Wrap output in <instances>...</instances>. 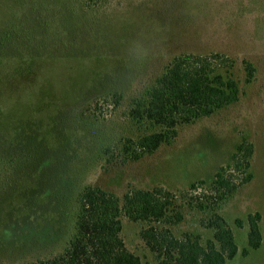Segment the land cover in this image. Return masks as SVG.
Wrapping results in <instances>:
<instances>
[{
	"label": "rangeland",
	"instance_id": "1",
	"mask_svg": "<svg viewBox=\"0 0 264 264\" xmlns=\"http://www.w3.org/2000/svg\"><path fill=\"white\" fill-rule=\"evenodd\" d=\"M87 1L0 0V264L61 253L84 187L119 198L161 187L180 197L227 166L243 141L253 146L252 178L218 206L238 250L225 264H264V0ZM137 40L143 48L134 50ZM182 53L232 58L238 101L181 127L170 146L123 163L131 99ZM245 61L254 67L249 83ZM177 202L183 220L173 232L209 238L199 225L208 214ZM255 213L261 244L249 249L247 217ZM122 222L127 248L155 264L140 226Z\"/></svg>",
	"mask_w": 264,
	"mask_h": 264
},
{
	"label": "trees",
	"instance_id": "2",
	"mask_svg": "<svg viewBox=\"0 0 264 264\" xmlns=\"http://www.w3.org/2000/svg\"><path fill=\"white\" fill-rule=\"evenodd\" d=\"M106 1L87 2L98 5ZM243 64L244 81L249 83L254 67L246 61ZM239 70L235 61L224 54L182 53L173 57L130 101L127 119L134 133L118 148L123 163L140 161L162 146H170L181 127L236 103L240 95ZM252 155V144L243 141L227 166L220 167L209 180L189 184L188 192L180 197L157 187L129 190L119 198L99 187L86 186L77 195L73 232L63 251L29 264H144L122 238L123 217L140 226L142 249L150 253L155 264H225L238 250L218 206L251 180ZM235 173L243 178L235 180ZM198 186L203 187L199 195ZM177 200L187 201L188 208L208 214L199 225L209 232V238L202 241L198 233L173 232L172 228L183 220ZM247 221L248 248L258 249L260 215H248ZM235 225L242 228L239 220H235ZM247 254V249L241 251L242 256Z\"/></svg>",
	"mask_w": 264,
	"mask_h": 264
},
{
	"label": "clouds",
	"instance_id": "3",
	"mask_svg": "<svg viewBox=\"0 0 264 264\" xmlns=\"http://www.w3.org/2000/svg\"><path fill=\"white\" fill-rule=\"evenodd\" d=\"M133 48H134V50L135 49H142L143 48L142 41H140V40L134 41L133 42Z\"/></svg>",
	"mask_w": 264,
	"mask_h": 264
}]
</instances>
